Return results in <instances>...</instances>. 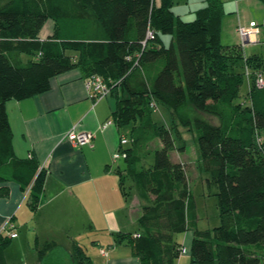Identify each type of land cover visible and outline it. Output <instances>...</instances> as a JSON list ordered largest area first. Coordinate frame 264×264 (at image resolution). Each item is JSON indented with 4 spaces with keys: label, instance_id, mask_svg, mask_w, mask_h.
<instances>
[{
    "label": "trees",
    "instance_id": "1",
    "mask_svg": "<svg viewBox=\"0 0 264 264\" xmlns=\"http://www.w3.org/2000/svg\"><path fill=\"white\" fill-rule=\"evenodd\" d=\"M204 1L185 21L172 11L173 0H0V195L7 193L2 183H19L37 214L45 175L33 154L13 153L5 103L43 93L52 77L78 68L110 87L117 128L131 125L116 174L125 199L128 179L143 200L139 231L116 232L114 243L126 238L139 264H174L184 247L174 235L190 231L188 264H262L264 150L257 138L264 135V87L254 85L252 74L262 70L263 58L223 44V0ZM48 20L52 31L40 37ZM241 64L249 85L236 101L243 72L235 69ZM151 101L195 132L198 168L217 188L220 223L212 231L195 225L184 165L169 158L178 147L172 128L153 119ZM11 239L0 232V264H7L3 251ZM38 244L37 264H93L75 238L67 245L54 239Z\"/></svg>",
    "mask_w": 264,
    "mask_h": 264
},
{
    "label": "crops",
    "instance_id": "2",
    "mask_svg": "<svg viewBox=\"0 0 264 264\" xmlns=\"http://www.w3.org/2000/svg\"><path fill=\"white\" fill-rule=\"evenodd\" d=\"M51 31L52 29L49 33ZM89 92L85 76L78 68H74L52 77L47 91L25 99H11L5 103L13 153L17 157L33 154L45 175L42 203L37 214L28 207L27 192L19 183L7 181L1 184L7 192L6 195H0L1 225L12 217L17 218L18 214L23 218L21 220L27 222L36 219L34 228L43 242L53 239L52 233L56 232L55 224L49 225V222H53L51 214L56 216L55 221L57 218L59 221L74 218L78 214L79 217H75L74 222L85 220L82 221L83 224L94 219L91 217L92 212L102 210L105 214L108 213V218L105 219L101 214L99 216L97 212L98 218L101 217L100 220L111 230L119 228L115 208H120L121 202H111L110 205L108 201L118 195V166L112 169L111 161H114L112 154L119 147V129L114 122L103 129L100 127L111 118L113 97L107 94L95 100L89 96ZM73 126L76 130L94 133L92 146H79L64 137ZM24 207L28 208V212ZM103 222L100 221V224ZM9 223L16 232L15 223ZM61 227L64 230L66 225ZM38 235H35L36 238ZM183 235V244L186 246L185 242L189 237L187 233ZM17 237L18 235L14 238ZM68 238L75 237L67 235ZM190 240L192 238L189 239L187 249L190 248ZM185 254L187 252L180 255L177 263H180ZM137 263L139 264L138 261Z\"/></svg>",
    "mask_w": 264,
    "mask_h": 264
},
{
    "label": "rangeland",
    "instance_id": "3",
    "mask_svg": "<svg viewBox=\"0 0 264 264\" xmlns=\"http://www.w3.org/2000/svg\"><path fill=\"white\" fill-rule=\"evenodd\" d=\"M204 5V0H173L171 9L175 14H179L178 16L181 19L185 21H191L195 17V10L203 7ZM223 9L224 16L221 23V42L223 44L240 45L243 55H260L263 58V66L262 70L259 71H264V7L262 3L259 0H223ZM238 25H253L257 27L258 33L256 34V39L254 41L242 44L236 31ZM51 29L52 22L48 20L40 32V37H46L49 34V30ZM167 39L168 37H166L165 40ZM22 60L26 61L27 57L23 55ZM235 70L238 72H243L242 82L236 99V101H238L244 97L246 91L248 90L249 77H247L245 68L242 64ZM252 75L255 77L256 74ZM104 101H107V99H104ZM191 110L192 109L189 111ZM196 113L205 117L211 122H217V118L214 116L202 114L197 111ZM152 117L158 124H163L172 128L175 144L178 147L169 151V158L172 161H180L184 165L188 179L189 191L195 203L196 227L203 230H214V228L220 223L216 198L217 188L210 181H208L209 174L206 172H201L198 168L199 154L194 141L195 132L179 124L172 116L171 110L161 103H158L156 108H154ZM130 127L131 125L128 124L119 128V135L127 136ZM257 140L260 147L264 150V135L260 134ZM154 145L155 143L150 144L152 151H150L149 155L147 156L148 162H152L153 160ZM123 147L126 148L127 145H124ZM123 165L124 162L122 158L116 159L113 162L111 161L112 169L116 168L117 166L122 167ZM124 185L126 189L129 188L130 198L125 199L119 189V186L116 185V191L118 192L117 197L113 198L111 196L112 200H108L110 201V205L111 202L113 204L121 202V207L115 208V217L119 226L118 229L114 231L111 230V228H108L109 226L100 220L101 217L100 219L98 218V211L92 212L91 217H94V219H91L89 223L84 222L83 224L82 221L85 220H81L80 222H77L76 220V222H74L75 217H79L78 214L75 215L74 218L62 219L60 221L58 218L55 221L56 216L51 214V220L53 222H49L50 224H48H55L54 228H56V232L52 233L53 239L64 245H67V235H73L84 246L86 253L92 259L93 264H108V262H110L109 264H113V262L118 264H138L137 257L131 254L130 247L126 243V238L120 243L116 244L114 243L112 237L116 232H130L132 236H135L136 232L139 231L136 217L138 211L140 210L139 206L143 200L137 197L139 194L136 190V186L133 185L132 187V182L130 180L126 179ZM76 205L78 206V204ZM24 208L28 212V208ZM98 213L99 216L102 215L105 217V219L108 218V213L105 214L102 212V210H100ZM19 217L20 216L18 214V217L13 218L12 220L15 223L18 237L11 239L10 244L3 251V255L7 264H37L35 244L39 243L38 245H40L42 243V238L36 233L34 228L36 219L31 222H27L26 220H21L23 219L21 217L19 219ZM100 221L103 223L100 224ZM61 225H66V228L61 230ZM185 233H187L189 237L185 242V245L187 246L189 239L192 238L190 231L176 233L174 238L179 243H183V234ZM35 235H38V237L36 238ZM102 249L106 251L105 254H102ZM188 263V253L182 257L180 263H177V261L174 262V264ZM262 264H264V261Z\"/></svg>",
    "mask_w": 264,
    "mask_h": 264
},
{
    "label": "built area",
    "instance_id": "4",
    "mask_svg": "<svg viewBox=\"0 0 264 264\" xmlns=\"http://www.w3.org/2000/svg\"><path fill=\"white\" fill-rule=\"evenodd\" d=\"M237 34L241 40V43L244 44L246 42L254 41L256 34L258 33V28L255 26H244L238 25L236 28ZM151 32H148L147 37H151ZM254 77V85L256 87H264V71H259L255 73ZM86 86L89 89V96L93 99H98L102 96L109 94L110 87L104 81V79L99 75H93L90 77L85 78ZM151 108H156V104L151 101L150 102ZM113 123L112 118L107 119L103 124H101V129L105 128L108 124ZM64 137L72 142L73 144L82 146L88 145L92 146V140L94 137V133L88 130H76L75 127H71L68 130ZM128 143V138L122 135L119 139V147L116 151L112 154L114 160L123 158L125 156L124 145ZM0 232H6L8 236L14 238L17 236V232L13 231V225L9 223V221L0 225ZM102 254H105L106 251L103 249L101 250ZM186 252V247H182L180 254H184Z\"/></svg>",
    "mask_w": 264,
    "mask_h": 264
}]
</instances>
